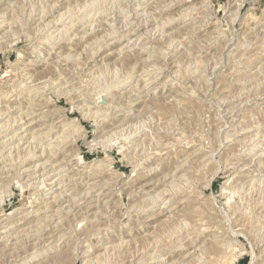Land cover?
Returning a JSON list of instances; mask_svg holds the SVG:
<instances>
[{
    "label": "rangeland",
    "instance_id": "374dc122",
    "mask_svg": "<svg viewBox=\"0 0 264 264\" xmlns=\"http://www.w3.org/2000/svg\"><path fill=\"white\" fill-rule=\"evenodd\" d=\"M0 264H264V0H0Z\"/></svg>",
    "mask_w": 264,
    "mask_h": 264
},
{
    "label": "bare ground",
    "instance_id": "6f19581e",
    "mask_svg": "<svg viewBox=\"0 0 264 264\" xmlns=\"http://www.w3.org/2000/svg\"><path fill=\"white\" fill-rule=\"evenodd\" d=\"M89 2V1H88ZM102 2V1H101ZM94 3V2H93ZM171 7V6H170ZM104 8V7H103ZM131 9V8H130ZM136 9V8H135ZM126 14V13H125ZM124 14V15H125ZM132 14V13H131ZM128 17V16H127ZM78 22V21H77ZM64 23V22H63ZM71 23V22H70ZM124 24V23H123ZM160 24V23H159ZM137 25V24H136ZM166 26V25H165ZM144 30V29H143ZM129 36V35H128ZM62 43V42H61ZM176 80V79H175ZM190 81V80H189ZM147 85V84H146ZM23 89V88H22ZM27 90V89H26ZM151 90V89H150ZM258 94V93H257ZM253 95V94H252ZM104 96H106V95H102L99 99H98V104H99V106L98 107H100V103H102V102H104V101H101L103 98H105ZM112 97V96H111ZM7 98V97H6ZM106 105L108 104V102L106 101V103H105ZM108 105H110V104H108ZM96 111V110H95ZM65 126H67V125H65ZM226 126V125H225ZM96 127V126H95ZM68 130H70V129H68ZM70 133V132H69ZM260 133V132H259ZM48 134V133H47ZM18 135V134H17ZM16 137V136H15ZM40 138V137H39ZM50 138V137H49ZM61 142V141H60ZM40 145V144H39ZM160 145V144H159ZM33 148V147H32ZM158 148V147H157ZM156 149V148H155ZM56 154H58V153H56ZM29 155V154H28ZM45 155V154H44ZM55 155V154H54ZM44 157V156H43ZM47 162V161H46ZM207 164V163H206ZM51 167V166H50ZM206 167V166H205ZM53 168V167H52ZM57 168V167H56ZM51 169V168H50ZM31 170V169H30ZM49 176V175H48ZM3 178V177H2ZM212 181V180H211ZM131 183V182H130ZM188 183V182H187ZM197 183V182H196ZM42 185V184H41ZM60 185V184H59ZM126 185H129V184H126ZM190 191V190H189ZM146 192V191H145ZM174 192V191H173ZM176 192V191H175ZM112 193V192H111ZM106 195V194H105ZM159 196V195H158ZM157 196V197H158ZM100 197V196H99ZM104 197V196H103ZM156 197V198H157ZM159 198V197H158ZM99 200H102V199H99ZM77 201V200H76ZM97 201V200H96ZM144 201V200H143ZM92 202V201H91ZM155 202V201H154ZM99 204H102V203H99ZM74 205V204H73ZM98 205V204H97ZM90 207V206H89ZM84 210H86V209H84ZM55 227H57V226H55ZM54 230V229H53ZM56 230H59V229H56ZM179 230V229H178ZM45 231V230H44ZM55 233V232H54ZM48 234V233H47ZM45 236V235H44ZM46 237H47V235H46ZM49 237H50V235H49ZM71 237V236H70ZM38 239V238H37ZM39 241H40V239H39ZM182 242V241H181ZM230 245V244H229ZM231 246V245H230ZM23 248V247H22ZM27 249V248H26ZM155 254V253H154ZM155 256V255H154ZM160 256V255H159ZM161 257V256H160Z\"/></svg>",
    "mask_w": 264,
    "mask_h": 264
}]
</instances>
